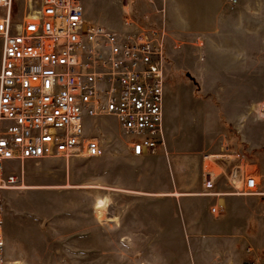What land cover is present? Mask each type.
<instances>
[{
	"label": "built area",
	"instance_id": "obj_1",
	"mask_svg": "<svg viewBox=\"0 0 264 264\" xmlns=\"http://www.w3.org/2000/svg\"><path fill=\"white\" fill-rule=\"evenodd\" d=\"M16 1L0 0V262L4 192L24 187L15 164L103 157L89 130L106 118L117 122L134 157L159 155L166 138L164 28L131 19L117 32L88 23L82 0H23L24 16L14 22ZM235 165L239 193L258 194L257 176ZM217 179L205 171L204 195H216Z\"/></svg>",
	"mask_w": 264,
	"mask_h": 264
},
{
	"label": "crops",
	"instance_id": "obj_2",
	"mask_svg": "<svg viewBox=\"0 0 264 264\" xmlns=\"http://www.w3.org/2000/svg\"><path fill=\"white\" fill-rule=\"evenodd\" d=\"M92 1L82 0L86 21L92 24L123 32L127 28L126 22L132 18L124 20L122 12L134 11L137 6L144 5V16L149 22L147 26L164 28L166 42L172 28L182 27V34L196 36L207 30L224 28L228 43L243 45L237 48L240 53L253 50L245 44L250 18L252 15L257 18L264 16V0H153L152 4L147 0H95L106 2L119 11L118 21L114 23L93 17L89 5ZM253 28L260 30L259 24ZM232 51L220 48L213 57L224 62ZM193 80L198 82L196 78ZM164 116L165 146L159 155L138 158L128 151L123 158L126 165H118L123 164L118 161L107 163L105 176L99 178L100 193L105 191L100 197L110 199L105 217L113 218L114 222H100L95 210L81 215L90 221L82 225L75 222L78 219L75 216H69L62 224L59 223L61 218L44 219L36 213H11L5 226V251H39L43 244V226L46 225L49 229L65 226L67 235L63 245L70 252H130L132 262L138 261L136 258L141 254V260L145 259L150 264H248L264 261V153L251 145H246L242 151L241 166L257 167L256 176L260 178L261 185L258 194H241L239 190L243 181L231 174V168L236 166L233 162L240 155L234 151H214L212 155L205 154L200 165L190 162L182 154L173 152L170 119H166V112ZM209 169L218 177L214 196L203 194V177ZM108 171L116 172L113 186L107 185ZM120 172L127 178L118 176ZM107 191L116 194L112 196L109 193L108 196ZM121 194L145 197L139 199L140 208L128 210L134 201L127 200L126 205L123 201L118 202L116 197L120 195L123 198ZM18 219L24 223H16ZM79 227L81 231L76 233ZM29 229L33 231L29 232ZM14 264L38 263L36 259L29 261L16 256Z\"/></svg>",
	"mask_w": 264,
	"mask_h": 264
},
{
	"label": "rangeland",
	"instance_id": "obj_3",
	"mask_svg": "<svg viewBox=\"0 0 264 264\" xmlns=\"http://www.w3.org/2000/svg\"><path fill=\"white\" fill-rule=\"evenodd\" d=\"M89 5L93 17L114 23L118 21L119 11L106 2L93 0ZM24 6L23 0L16 1L12 10L14 22L23 18ZM145 9L144 5L137 6L134 11L122 12V15L124 20L132 18L145 27L149 25L144 16ZM257 24L260 30L253 28ZM263 24V15L258 18L252 15L250 18L245 44L252 47V53H240L237 48H241L242 44L228 43L229 37L224 28L207 30L200 36L182 34V27L171 29L166 42L165 112L166 119H170V146L175 150L174 153L182 154V157H187L196 165L201 164L205 154L212 155L214 151H234L240 157L233 164L240 163L246 145L264 153ZM225 47L234 51L227 61H218L213 54ZM217 84L222 87L219 88ZM89 133L101 140L105 149L103 157L26 160L14 165L13 171L23 174L24 187L4 192V234L7 218L11 213H36L44 219L61 218L59 223L63 222L62 224H65L69 216H75L78 218L75 222L82 225L90 221L81 215L94 212L98 201L108 200L110 203L109 198L100 197L105 191L100 193L99 178L101 175L105 176L107 163L118 161L123 163L118 165L127 164L123 162V158L130 151L127 147L129 140L112 118L98 120ZM246 170L258 175L257 167L247 164ZM107 175V185L113 186L116 172L108 171ZM121 175L123 174L120 172L118 176ZM123 176L127 178L126 175ZM109 193L112 196L116 194L114 191H107L108 196ZM121 195L123 198L120 195L116 197L118 202L123 201L126 205L127 200L134 201L133 206L127 207L128 210L140 208L139 199L145 197L138 194ZM19 222L24 223L21 219L16 221ZM43 227V244L39 251L10 253L4 248L0 264H14L16 256L29 261L36 259L38 264H150L145 259L141 260V254L136 258L138 261L132 262L130 252L66 251L63 245L67 235L65 226H59L58 229H49L46 225ZM31 231L33 230L29 229ZM79 231L80 227L76 233ZM256 262L264 264L262 260Z\"/></svg>",
	"mask_w": 264,
	"mask_h": 264
},
{
	"label": "bare ground",
	"instance_id": "obj_4",
	"mask_svg": "<svg viewBox=\"0 0 264 264\" xmlns=\"http://www.w3.org/2000/svg\"><path fill=\"white\" fill-rule=\"evenodd\" d=\"M108 206H109L108 200H100L97 202L95 206V214L98 215V219L100 220V222H104V221L112 222L114 220L113 218L108 219L105 217V212L107 211Z\"/></svg>",
	"mask_w": 264,
	"mask_h": 264
}]
</instances>
